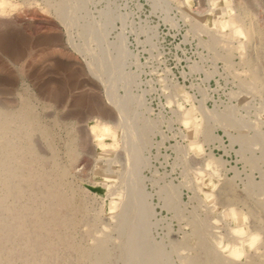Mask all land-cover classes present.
Returning a JSON list of instances; mask_svg holds the SVG:
<instances>
[{
	"label": "rangeland",
	"instance_id": "rangeland-1",
	"mask_svg": "<svg viewBox=\"0 0 264 264\" xmlns=\"http://www.w3.org/2000/svg\"><path fill=\"white\" fill-rule=\"evenodd\" d=\"M162 1L164 7L158 4V0H89L88 10L95 19L99 17V11L106 6L119 15L120 18L116 17L112 21L107 38L113 41L122 35L130 53L125 70L136 77L132 76L134 79L130 89L132 88L133 94L136 92L142 95L144 103L150 109V118L155 123L153 128L151 127V134H148L149 147L145 146L143 149L144 157L138 164L136 172L143 190L148 192L147 201L153 209L150 217L152 222L150 236L155 241L161 240L170 251V242L175 239H187L191 244L190 248H179L175 253L171 251L173 264H182L180 258L182 259L185 254L192 256L195 253L192 247V244H195L194 234L192 235L191 230L196 228L195 230L204 233L203 239L209 247L206 252L208 259L204 264H224L225 260L229 261V257L217 250L214 241L222 235L226 242L237 243V238L230 233V228L233 227L231 220L225 219L222 215L226 209L235 207L243 212L248 217V230L264 234V0ZM229 12L232 15H227ZM238 12L240 17H236L239 16ZM51 14L39 12L31 18L32 20L27 15L25 18L27 21L17 18V23L15 22L10 30L0 27V96H4L5 99L9 97V103L13 105H18L23 99H30L45 127L56 132L59 137L56 138V143L58 146L62 145L59 146L62 151L61 143L74 131L77 114L65 116V112L60 111L52 99L59 93V97L56 98L62 100L63 97L65 101L64 98L70 97L69 101L73 104L74 98L85 89L89 91L90 88L85 87L90 86L97 100L102 99V94L100 87L97 88L95 82L84 74L86 70L82 54L67 43L64 25ZM224 20L239 23L242 29L244 28L246 36L243 39H236L233 38L231 29L219 31L215 26ZM191 21L213 36L214 47L208 48L204 45L203 40H207L209 37L205 36L208 35L203 32L199 33L202 35L195 34L190 25ZM45 29L56 32L57 36L54 35V38L53 34H47ZM248 30L254 31L252 32L254 35L249 34ZM251 34L252 38H255L254 41L249 37ZM250 40L255 44L249 45L252 44ZM214 43L218 45L215 46ZM79 85L84 89L81 87V90ZM122 92L123 90L119 89V93ZM185 95L191 100V105L185 104V109L194 106L202 117V127L198 133L184 129L180 123L182 113L177 110L175 104L183 103ZM167 99L173 102L172 108L166 106ZM204 112H214L217 118H208ZM219 112L221 114H218ZM49 113L58 114L50 116ZM63 113L64 115H61ZM93 121L94 118L89 120L90 123ZM62 123L63 126L60 125ZM65 127H69L67 132ZM116 134L119 137L120 131L118 130ZM190 143L202 144L204 154L197 156L191 153ZM240 144H243L242 147ZM92 149L93 151L88 150L90 154L86 150L77 151L79 152L77 156H81H78V159L86 156L83 159L88 163H83L84 167L81 165L79 169L71 166L69 177L72 184H78L77 186L73 184L77 190L80 187L78 191L84 189L88 191L90 205L96 208L102 206L104 212H108L117 205L119 199L118 194L116 192L111 194V191L115 183L122 182L121 166L118 160L114 161L116 155L112 151L97 147ZM82 152L86 155H82ZM107 161H110V165ZM206 162H211L214 169L219 171V178L204 168ZM198 170L205 171L202 183H197L195 179ZM77 177L81 180L76 179ZM208 178H211L215 187L208 184ZM222 189L228 194L220 193ZM163 194L165 197H162ZM209 195L213 199L206 203L205 197ZM162 199L164 201L168 199L169 204L172 202L175 208L162 207L164 204ZM255 211L258 215L262 214L259 223L253 221L252 215ZM194 214L197 216L194 217ZM191 217L199 219L197 221L192 219L195 224H191ZM108 218L111 222L116 220L110 216ZM214 219H219L221 223L213 224ZM258 247L259 251L246 253L244 259L247 262L264 264V241ZM181 250H184V255L180 254ZM254 251V257H249ZM215 254L224 261L215 262ZM230 261L231 264L234 263L231 259Z\"/></svg>",
	"mask_w": 264,
	"mask_h": 264
},
{
	"label": "bare ground",
	"instance_id": "bare-ground-1",
	"mask_svg": "<svg viewBox=\"0 0 264 264\" xmlns=\"http://www.w3.org/2000/svg\"><path fill=\"white\" fill-rule=\"evenodd\" d=\"M158 1V4L164 7L163 1ZM88 2L89 0H0V27L5 30L13 28L17 23V18L25 19L27 15L31 19L40 12L41 14L52 13L57 17L65 27L67 43L82 54L86 70L83 73L91 81L95 82L97 88L98 86L100 87L102 94V99L97 100L94 97V90L90 86L85 87L90 88L89 91L88 89L81 92L79 90V95L76 98H74L75 96L73 97V104L69 101L70 97L64 98L66 102L63 97H61L62 100L56 98L60 95L58 92V96L52 99L55 102V106L57 105L61 109L60 111L65 112V116L69 115L71 117L77 114V119L74 117L76 124L73 128L74 131H71L72 134L68 132L69 135L67 136L66 132L69 127H65L66 134L64 133V135L67 137L65 136L66 140L61 143L63 144L62 151L59 148L60 144L58 146L56 143V138H59L56 132L45 127L30 99H23L18 105L13 102L15 104L13 105L9 103V97L5 99L4 96H0V264H173L171 251L175 253L179 248H190L191 244L187 242V239L183 238L185 240L175 239L170 242L171 251L168 248L167 250L161 240L155 241L149 234L152 224L150 217L153 209H151L147 201L148 192L146 193V190H143L140 183L141 180L139 181L136 172L138 164L144 157L142 154L143 149L145 146L149 147L147 144L149 140L148 134L155 123L150 118V109L144 103L142 95L136 94V92L133 94L132 88L130 89L133 79L136 77L131 72L126 71V60L130 53L122 35L117 36L113 41H109L107 38L112 21L119 15H116L109 6H106L99 11V17L95 19L90 15ZM154 6L156 7V5ZM236 17H240V15H236ZM190 25L195 34L202 35L199 33L203 32L208 35L205 38H209L203 40L205 42L204 45L212 48L213 36L203 30V28L201 29L194 21H191ZM45 31L47 34H53L54 38V35L57 34L50 29H45ZM213 32L215 34V31ZM252 32L249 31V34ZM252 34L248 35L251 40L253 39ZM202 37L201 39H203ZM54 38L51 37V39ZM251 40L250 42L252 43ZM257 42L259 43V40ZM216 45L218 44L216 43ZM81 85L84 86L83 84ZM82 86L79 85L80 88ZM119 89L123 90V92L119 93ZM76 93L78 94V92ZM16 95L18 96V94ZM69 96L71 95L69 94ZM168 101L167 99L166 103ZM49 107L48 105L47 109ZM172 110L175 111L176 109ZM43 112L45 113L46 110ZM51 114L54 115V113H49L48 115L51 116ZM204 114H206V117L209 116L208 118L216 117L214 112H204ZM218 114L221 113L219 112ZM61 115H64V113ZM152 117L154 116L152 115ZM91 118H94L93 123L89 122ZM63 123L60 125L63 126ZM93 125L96 126L98 134L99 130L104 126H108L111 129V133L106 135L102 142L98 143L89 131V128ZM59 129L61 128L59 127ZM118 130L120 131L119 137L116 134ZM159 133L161 132L159 131ZM226 133L228 134V132ZM106 139H109V141H106ZM93 147L112 151L116 155L114 161L118 160L121 166L122 182L120 184L115 183L111 191V194L116 192L119 197L117 205L114 207H117V210L113 211L112 208L108 212H104L102 206L99 208L94 207L92 204L91 206L89 204L90 194L88 195V191L86 189L78 191L80 187L77 190L73 186L75 183L72 184L70 180L69 168L72 166L79 169L78 167L81 165V167H84L83 163H85L83 158L86 156L78 159L81 156H77L79 153L77 151L79 149L83 150V152L86 150L88 153V150L93 151ZM83 152L82 155H86ZM91 161H93V158ZM108 162L110 165V161ZM107 168L109 167L107 166ZM73 171L75 172V169ZM221 192L223 194L226 190L223 191L222 189ZM168 193L166 194L167 197ZM164 194L162 197H165ZM222 196L220 197L222 198ZM166 201H164L163 206L161 205L162 207L166 206L168 209L171 206L174 207L172 202L169 204L170 201ZM260 215L262 216V214ZM260 215L256 211L253 213L252 217L255 223H259L261 220ZM108 216L116 220L111 222ZM192 219L195 218L191 217V224H195ZM198 224L200 225V223ZM195 229H190L192 235L194 234V240L191 239L195 241V244H192L195 253L192 256H185V254L182 259L180 258L182 264H204L208 259L206 252L209 247L203 239L204 233ZM203 231L205 232V230ZM255 251L249 257H254ZM218 254L214 255V261L220 260L222 262L223 259ZM220 256H222L221 253ZM228 260V262L225 260L224 264H231L230 258ZM244 260L240 264H251L250 261Z\"/></svg>",
	"mask_w": 264,
	"mask_h": 264
},
{
	"label": "clouds",
	"instance_id": "clouds-1",
	"mask_svg": "<svg viewBox=\"0 0 264 264\" xmlns=\"http://www.w3.org/2000/svg\"><path fill=\"white\" fill-rule=\"evenodd\" d=\"M215 4L213 5V8H215ZM227 15H232L231 12H229ZM219 31L223 32L227 29H231L233 38L236 39H243L245 37V33L240 25L235 23L231 20H224L221 23L217 24L215 26ZM185 104L191 105L190 98L185 95L184 102L180 103L177 102L175 104V107L178 111L182 113L181 118V125L186 130H193L195 133H198L200 128L202 127V117L197 112L196 108L194 106L185 109ZM166 106L168 108L173 107L172 101H168ZM89 131L92 133L94 140L99 142H102L106 135L111 133V129L108 126H104L102 129L98 130L95 125L91 126L89 128ZM114 137V134H113ZM189 151L197 156L204 154V147L202 144L199 143H190L189 144ZM204 168L208 171H211L214 176L219 178V171L217 169H214L213 164L211 162H206L204 165ZM205 178V171L198 170L195 174V179L197 183H202L203 179ZM208 184L212 185L211 178H208ZM215 187V185H212ZM213 199L212 196H206L205 202H211ZM115 208H113V211ZM213 210H215L213 206ZM225 219H230L232 222L233 227L230 228V233L232 236L237 238L236 244H231L225 241L224 237L221 235L214 241V244L218 248L219 251L226 254L232 261H234V264H240L241 261H243L245 255L249 251H259V245L262 241H264V234H261L259 232H250L247 228L248 224V217L243 212L238 211L235 207H230L225 210L224 213H222ZM213 224L219 225L221 221L219 219H214L212 221ZM107 230V229H105ZM98 235H100L98 233ZM181 255H184V250H181Z\"/></svg>",
	"mask_w": 264,
	"mask_h": 264
}]
</instances>
